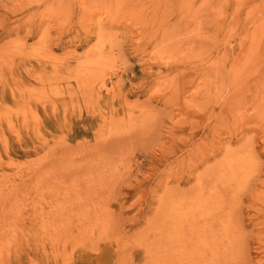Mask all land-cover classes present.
I'll return each instance as SVG.
<instances>
[{
    "label": "rangeland",
    "instance_id": "374dc122",
    "mask_svg": "<svg viewBox=\"0 0 264 264\" xmlns=\"http://www.w3.org/2000/svg\"><path fill=\"white\" fill-rule=\"evenodd\" d=\"M99 133L121 135L129 159L117 199L131 245L86 240L90 263L177 264L136 245L165 190L244 165L213 209V242L234 252L212 261L264 264V0H0V264H80L67 167Z\"/></svg>",
    "mask_w": 264,
    "mask_h": 264
},
{
    "label": "bare ground",
    "instance_id": "6f19581e",
    "mask_svg": "<svg viewBox=\"0 0 264 264\" xmlns=\"http://www.w3.org/2000/svg\"><path fill=\"white\" fill-rule=\"evenodd\" d=\"M96 62H98V60H96ZM84 82L85 79L83 76H81V78L77 80V88H83L82 84ZM88 114L90 116L87 117L85 120L93 121L95 119L94 114ZM98 115L101 116L102 113L98 112ZM101 117L105 119L103 115ZM129 117L130 116L127 115L126 119ZM126 119L124 117H121L116 118L115 120L112 119L111 121H121L125 123L126 121L127 123L130 122ZM132 127L133 129L135 128V126ZM102 135L100 133L95 135L94 144H86L87 148L83 149V151L78 152L75 155L76 159L73 160L67 167V176L69 175L73 179V182L70 183V185L67 184V190L69 191V194L72 197L71 202H69L67 206L69 211L68 217L71 216L70 220L67 217L69 221V224H67V226H69L70 228L67 229V235H70V238L73 240L76 239V249L80 248L84 251L83 252L82 250H79L80 252H83L82 254L79 253L81 255L80 264H92L89 262V253L87 252V250L84 249L87 243L86 240L92 243V248L94 252H98V250L96 249L99 248L100 241L105 242L107 244L111 243L112 241H115L117 245L121 243L126 247V242L127 244H130L128 243L127 238L121 235L120 225H122V222H120L119 216H122V213L119 212V209L122 203L120 204L117 199L118 181L123 177V181L126 182L125 179L131 176V174L127 173L128 171L126 172V170L129 169H127V167L129 166L126 163L129 161V159H123V153H120V149H117V143L121 135H114L119 139L116 138L113 141L109 140L110 135L108 137H104ZM116 149L119 151H117ZM113 154H115L116 157H114L115 155L113 156ZM194 165L196 166L198 164L195 163ZM243 167L244 165L234 166L233 169L230 171V175L226 177H224V175L221 173L216 178L219 180L216 184V182L214 181L215 178H213L216 175H210L213 174L212 165H207V169L205 168V172H199L200 174L198 173L196 177L193 178L194 183L187 190H180L178 188V185L176 187H168L164 192L166 193V201L164 203L162 202V205L160 204V208L158 204V211L157 209H153L155 211L154 216H151L154 220L156 212L158 214V212L162 211L160 213V218H162L160 224L158 225L157 222L156 224H154L153 221L149 222V225L147 226L151 227V229H146L143 233H140L136 237V245L138 247L143 246L148 252L151 250V247L154 248L155 246H160L161 250L163 248L167 251V254L171 252L168 255H165V258L172 260V258L174 257V260L176 259L177 264H183V261L187 262V264H214L212 261V256L220 257V254H228L230 251L232 252L231 255H233V243L228 244L229 240H227V243H224L222 249H220L217 243L213 242L214 221L216 219V216H214L213 214V209L214 205H223L225 203V195L229 194L230 197L232 196L231 193L234 192V189L232 188V185L230 183L231 181H238L237 176H239V170L243 169ZM188 169L186 170L187 172H189ZM183 173L186 172L184 171ZM182 176L184 175L182 174ZM182 176L181 178H183ZM158 184L159 183L157 182L155 183L156 187L159 186ZM215 188L220 189L218 191ZM153 195L155 196V193ZM142 217H144L143 214ZM139 219L141 220V218ZM155 220L157 219L155 218ZM134 221L136 220L134 219ZM72 227L76 228V230L72 229ZM164 229H166V234L163 238L162 232ZM81 231H85L86 238H84V235ZM151 233L152 235L150 236ZM124 239L126 241H123ZM234 242L237 243V241ZM227 244L228 246H226ZM129 248L127 247L128 250ZM73 249L74 248H72V250ZM109 249H111V247H109ZM123 250L125 251V249ZM133 250H131L132 256L130 258V263H134V258H136L135 255H137L134 254L135 252L133 253ZM166 251H164V253ZM159 252L162 251H160L159 249ZM120 254L121 252L119 253V255ZM154 254H157V252ZM103 256L104 255H97V253L95 254L96 264H100V262L103 260ZM160 256L162 255L160 254ZM108 258H111L110 255L107 257L106 260H108ZM150 258L152 259V257ZM226 260L225 258L224 261L223 259H221L223 263H226ZM172 262L173 261H171V263ZM215 263L220 264V261L218 263Z\"/></svg>",
    "mask_w": 264,
    "mask_h": 264
}]
</instances>
